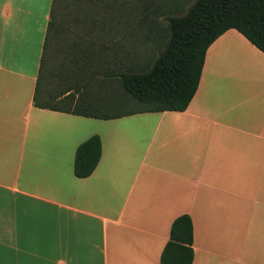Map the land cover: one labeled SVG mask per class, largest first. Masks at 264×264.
<instances>
[{
	"label": "crops",
	"instance_id": "0c3cea01",
	"mask_svg": "<svg viewBox=\"0 0 264 264\" xmlns=\"http://www.w3.org/2000/svg\"><path fill=\"white\" fill-rule=\"evenodd\" d=\"M52 1L0 0V264H160L183 213L192 264H264V52L226 30L183 111L40 107ZM94 134L99 161L77 177Z\"/></svg>",
	"mask_w": 264,
	"mask_h": 264
},
{
	"label": "trees",
	"instance_id": "16d2710c",
	"mask_svg": "<svg viewBox=\"0 0 264 264\" xmlns=\"http://www.w3.org/2000/svg\"><path fill=\"white\" fill-rule=\"evenodd\" d=\"M103 1L53 0L45 49L49 35L51 37L63 35L69 38V34L64 32L69 29L62 25L64 13L68 8L75 7L71 22L86 23V18V20H80L79 17L84 13L99 10ZM135 1L136 7L134 6L133 10L143 14L144 22L149 30L147 37L152 38L157 45H162V48L154 59L144 53V60L138 66L136 64L135 68L129 67L117 74L116 84L122 89L124 95L119 98L111 96L105 99H91L81 93L80 97L73 99L69 95L72 90L70 88L66 89L62 99H55L49 78L51 71H47L48 75L46 71L44 72L45 55L43 54L39 74L44 76V84L42 86L39 79L34 95L36 106L71 111L99 119L142 112L183 111L197 90L207 48L226 30L236 29L264 52V0ZM56 6L65 9L59 17L55 15L54 7ZM163 16L167 20L164 28L159 21V18ZM77 37H79L77 40H64L66 56L62 57V65H60L63 66L60 71L63 82L78 77L82 72V68L74 64L76 58L74 56L77 55V50H83L85 42L86 45L89 42L82 35L80 38L77 34ZM70 44L76 47L69 50ZM70 55L74 58H70ZM136 56L139 55L136 54ZM78 87L79 85L76 86L77 89ZM53 99L59 101V104H53ZM129 105L132 107H128ZM100 155L101 141L98 135L94 134L81 142L75 151L73 166L75 176L90 175ZM192 244L191 217L187 213L180 214L171 223L169 239L160 254V264H192L194 258Z\"/></svg>",
	"mask_w": 264,
	"mask_h": 264
},
{
	"label": "rangeland",
	"instance_id": "374dc122",
	"mask_svg": "<svg viewBox=\"0 0 264 264\" xmlns=\"http://www.w3.org/2000/svg\"><path fill=\"white\" fill-rule=\"evenodd\" d=\"M134 6L136 7L135 0H104L99 10L84 13L79 17L80 20L87 19L86 23L71 22L75 7L67 9L68 13L67 11L64 13L62 25L69 29L70 33L64 31L69 34V38L63 35L54 36L52 32L53 36H48L44 53L43 68L47 75V71H51L49 78L54 95L65 94L66 89L70 88L72 90L69 95L73 99L80 97L81 93L91 99H105L111 96L119 98L124 95L122 89L117 87V74L129 67L135 68L136 64L138 66L144 60V53L154 59L162 48V45H157L152 38L147 37L149 30L144 22L143 14L135 12ZM54 9L58 17L65 10L60 6ZM159 21L164 28L167 20L163 16L159 18ZM77 34L80 38L82 35L89 42L88 47L85 42L83 50H77V55L74 56L76 57L74 64L81 67L82 72L78 77L63 82L60 76L63 66L60 65H62V57L66 56L64 40H77L79 38ZM75 47L70 44L69 50ZM69 57L74 58L72 55ZM69 57L67 56V59ZM39 79L43 86L44 76L40 75ZM77 85L79 89L76 88ZM52 103L58 105L59 101L53 99Z\"/></svg>",
	"mask_w": 264,
	"mask_h": 264
}]
</instances>
